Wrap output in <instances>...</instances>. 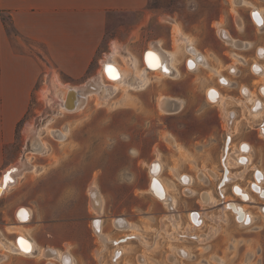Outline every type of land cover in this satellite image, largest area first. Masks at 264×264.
<instances>
[{
    "label": "rangeland",
    "instance_id": "1",
    "mask_svg": "<svg viewBox=\"0 0 264 264\" xmlns=\"http://www.w3.org/2000/svg\"><path fill=\"white\" fill-rule=\"evenodd\" d=\"M252 1L253 5L264 10V0ZM251 8L235 4L233 0H149L144 9L113 13L111 19L119 27L111 29L108 36H118L119 43L104 45L98 59V74H101L102 60L111 52L112 45L118 47L112 56L118 64L127 68L134 60L136 67L140 68L143 66L142 51L157 40L164 49L177 52L176 67L180 75L171 78L160 72H150L149 83L143 88L120 86L102 104L95 96H90L80 112L62 111L53 117L57 111L53 109L52 101L62 97L67 87L80 86L89 79L83 77L75 81L63 73L59 74L45 56L42 80L39 79V87L36 85L40 90L32 93L28 109L16 127L15 140L6 149L7 157L13 158V163L26 157L35 168L16 179V183L1 196L0 205L8 200L16 201L19 206L21 202L30 207L34 205L44 219L35 215L23 228L27 235L41 244H54L58 248H66V244L69 252L77 258L75 264H95L91 251L96 243L90 223L97 215L88 204V185L94 181L104 198V209L100 214V218H104V228L109 229L112 237L132 233L137 239L126 240L121 245L124 255L118 264H138L139 253L145 258L144 264H264V215L259 210V206L264 207V196L260 197L250 188L254 181V167L264 170V137L259 132L260 117L262 120L263 116H252L249 112L251 104L241 102L239 91L240 85H250L253 94L258 95L257 87L260 83L264 85V77L250 73L254 47L234 49L217 34V29L222 27L234 36L250 33L264 43V32L260 33L250 19ZM1 16L7 20L5 14ZM238 17L241 27L236 20ZM172 23L207 56V67L200 66L194 71L185 67L183 60L189 52L187 49L184 52L182 45H177L175 33L173 36L171 32ZM134 27L135 31L131 32ZM237 55L244 57L245 62L241 63ZM230 65L235 66L238 73H230ZM214 71L227 76L232 85H219ZM210 85L218 87L223 94L224 109L234 111L230 126L221 104L205 98V89ZM160 95L178 96L184 103L179 110L165 114L158 108L157 97ZM83 123L95 134L101 133L104 127L108 128V136L105 141H66L90 147L87 157L77 155L75 159H66L63 156L65 144L52 138L45 129ZM30 126L41 130L39 136L48 148L45 153L31 152V137L27 133ZM229 127L231 133L227 134ZM136 133L138 141H128ZM228 135L232 147H229V152L236 149L241 141L251 144V160L246 169L229 166L231 173H242L218 189L223 170L220 159ZM155 160L161 162V177L176 199L173 213L147 189L148 164ZM73 168L76 170L71 171ZM180 173L192 176L188 186L179 183L177 176ZM201 174L207 178L201 180ZM234 182L251 193L253 200L246 206L253 216L252 223H239L230 210L224 212V220L218 219L224 199L239 200L231 192ZM262 185L264 187V182ZM184 187L193 189L194 194L185 195L182 192ZM220 190H223L224 199ZM207 191L217 199L215 202L200 200ZM52 202L60 205V213L59 217L48 219L45 214L52 212ZM191 209L202 215L200 224L195 229L191 228L189 234L210 237L201 240L192 239V236L180 237L190 226L187 216ZM7 213L9 216L12 210ZM170 213L171 218L168 217ZM8 216L6 225L0 229L9 243H13L18 231L10 230L8 226L16 222ZM115 216H124L134 224V229L112 232L111 219L113 221ZM70 221L73 222L72 227L67 225ZM47 223L59 224L49 232ZM218 245H221V250ZM3 246L0 243L1 251H4ZM177 249L187 250L188 256L180 257ZM218 251L222 254L220 259ZM104 254L108 259L110 251L106 250ZM169 254L178 255L177 260L169 261ZM9 257L11 264H26L27 259L42 260L39 256L21 254H10Z\"/></svg>",
    "mask_w": 264,
    "mask_h": 264
},
{
    "label": "crops",
    "instance_id": "2",
    "mask_svg": "<svg viewBox=\"0 0 264 264\" xmlns=\"http://www.w3.org/2000/svg\"><path fill=\"white\" fill-rule=\"evenodd\" d=\"M148 1L149 0H0V180L3 178L5 169L13 164L14 161L13 158L7 157L6 149L15 140L16 127L28 109L32 93L40 90L36 88V85L39 87V79L41 78L42 80L41 76L44 72L43 58L46 56L59 74L63 73L75 81H79L83 77H86V79L92 78L98 74V59L104 45L109 46L111 43H119L118 36H108V33H111V29L119 27L111 19L112 14L118 11H136L144 9ZM249 1L252 3L251 0ZM262 13L264 19V10ZM1 14H5L7 20L3 19ZM172 25L171 32L174 36L175 31L173 28L176 24L172 23ZM262 27H264V22ZM220 28V30H225L230 38H234L238 40L239 43L242 42L243 44L242 46L239 44V48H235L231 45L229 46L235 49H241L247 46L244 40L237 39L233 37L227 29ZM135 29L136 27H134V29L132 28L131 32L135 31ZM241 29L242 28L239 30ZM178 30V36H180V38L181 36L189 38L180 28ZM237 37L249 41L251 46L263 43V40L252 36L250 33L242 37ZM224 43L226 44L225 41ZM151 44L156 45V47L168 54V56L169 53L174 52L177 57L176 51L164 49L160 41L158 42L156 40ZM177 45H182L183 51H186L180 41ZM192 46H194L204 60V64L200 66L207 67V56L193 43ZM189 56L190 53L189 55H185L183 60L184 65L186 58ZM174 66V68H171V73L174 75H169L167 77L177 78L180 75L176 67V61ZM229 68L235 70V66L233 65H230ZM214 73L217 74L218 71H214ZM227 86H230L229 80ZM242 87L247 88L244 85H242L241 88ZM160 96L168 98V102L161 106L158 104V108L160 109L161 107L162 110H166L170 113H172L171 111L179 110L184 103V100L178 96ZM179 100H181V103H179ZM21 203L20 206H26L32 209L30 220L26 223H21L23 228L32 218H35V215L37 217L39 216V219L41 216L44 219V215L38 212L34 205L30 207L27 203ZM18 207V203L16 204L14 200L4 201L0 205V227L6 225L5 220L8 216L7 211L12 210V213L9 214L8 217L10 219H15V210ZM59 213L60 205H54V202H52V212L47 215L45 214V218H57L59 217ZM16 224H18L17 219ZM58 224L59 223H47V231L50 232L54 230ZM72 224L73 222L70 221L67 225L72 227ZM0 234L2 235V239H4V244L8 245L9 240L4 236L3 230L1 229ZM29 238L37 243V252H39L40 248H44L48 252V255L46 257H40L42 260L39 261L27 259L26 264H50L49 260L53 261L55 264H60L55 258L51 257L50 251H53V256H56L58 250L63 251L62 249H59L54 244H41L31 236H29ZM2 239L0 238V240ZM65 246L66 248H64V250L67 249L68 251L66 244ZM218 246L219 250H221V245ZM3 248L4 251L0 250V254H4V257H2V259L0 258V264H11L9 263V256L13 253L4 246ZM8 252L9 254H7ZM221 255V252L218 251L217 257L219 259ZM37 256L39 255L36 254L32 257ZM72 256V260H74L75 264L77 258L74 254H72ZM173 258L171 262L176 260L175 255H173Z\"/></svg>",
    "mask_w": 264,
    "mask_h": 264
},
{
    "label": "bare ground",
    "instance_id": "3",
    "mask_svg": "<svg viewBox=\"0 0 264 264\" xmlns=\"http://www.w3.org/2000/svg\"><path fill=\"white\" fill-rule=\"evenodd\" d=\"M233 1L235 4H238V5L241 4V5L252 6V8L250 9L251 19L253 22L256 23V25H258V28L260 29L262 28L263 22H264L262 8H259L253 5L248 0H233ZM237 16L238 15H236V17ZM236 20H237L238 26L241 27V22H240L239 17ZM177 28H178L177 26H175L174 28L175 39H177L178 42L180 41L181 43H183V46L185 47V49H187V51L190 53V56L186 58L185 60V64L188 68H190V70H194L198 68L200 65H203L204 60L200 56L199 52L196 51L194 46H192V42H190L189 38H187L186 36H183V37L181 36L180 38V36H178L179 28L178 29ZM220 29L221 28H218V34L226 42L227 45H231L235 48H239L240 45L241 46L243 45L242 42L239 43L238 40H235L234 38H230L225 30H220ZM259 48H260V54L263 55L264 48L263 47H259ZM117 50H118V47L116 45H112L111 52L106 54L105 58H103L101 74L93 76L92 78L85 81L80 86L67 87L63 95L61 94L62 97H57L52 101L53 102L52 107L53 109H56L55 111H57L56 113L53 114V117L57 116L59 112L62 113V111L70 113V112H76V111L81 110L84 107L86 100L90 96L91 97L95 96L98 100V103L102 104L108 99L109 96L114 94L118 90V87L120 86H124V88H136V89L143 88L146 84L149 83L148 74L152 71L160 72L164 76L174 75L173 73H171V68L175 67L174 63L176 61V53L174 52L169 53V56H168V54L161 51L158 47H156V45L150 44V46L146 48L141 54V61L143 64L142 67L137 68L136 62L133 60L127 68H124L113 59L114 54L116 53ZM252 70L255 72V74L261 77H264V66L259 64L258 62H254ZM216 75L219 80L222 79V81L224 80L228 84V79L225 76H223L221 73H217ZM261 86H264V85H260V93L264 94L262 92L263 90H261L262 89ZM252 93L253 92H250L247 88L242 87L241 88V94H242L241 102L244 104L246 102L251 103V106H249V112L252 114L253 117H260V116L264 117V111L257 104L259 98L254 97ZM205 94L210 100H213L221 104V107L223 108L222 110L224 111L226 115L227 125L230 126L234 118V112L226 111L224 109L225 101L223 100V97L220 91L216 87L211 86L205 90ZM157 102L159 106H161L162 104H165L166 102H168V98L158 96ZM128 103L130 104L129 101ZM179 103H181V100H179ZM160 109L162 113H165V114L170 113V112H167L166 110H162L161 107ZM262 119H263L262 120L263 122L264 118ZM263 124H261L262 126L261 125L259 126V132L262 138L264 137V125ZM27 128H28L27 133L30 134V137H31V143H32L31 152H35L37 154L45 153L48 150V148L44 144L43 140L40 138L41 135L39 136L40 129H36L33 126H30ZM45 130L46 132L49 133V135L52 138H54L55 140H58V142H61V144H65L64 149H63V156H66L65 157L66 159L68 158L75 159L77 155L81 156V158H85L88 156L89 148H90L88 144H86L83 147H80L77 143L70 144L69 142L71 141L73 142L76 139H80L81 141H87V142L105 141V137L108 136V132H109L108 128L104 127L102 128L101 133H97V134L92 133L85 123L77 124L73 127L49 128L48 131L46 128ZM229 130H230V127L227 129V134H229L228 133L230 132ZM66 141H69V142L66 143ZM128 141H138L137 133L134 135L133 138L129 139ZM229 147H231L230 143L227 146L228 150L226 152L223 149V153L221 154V159H220L224 167L227 169L224 184H226L227 181H230L234 179L235 177H238L242 173L241 171L240 173H237V174L231 173L229 170V166H242L244 169H246V167H248V165L250 164V160H251L250 155H249L250 150H251V144L249 142L241 141L236 147V149L234 148L232 149V152H229V149H230ZM34 168H35L34 165H31L28 162L26 157L21 158L15 163L8 166L4 171L3 178L0 180V196L3 194V192L8 190L12 185L16 183V179L18 177L24 175L25 172L27 173L31 170H34ZM162 168H163L162 164L158 160H155L153 162L151 161L148 164V172L150 176H149V180L147 184V189L153 197H155L157 200L165 204L166 207L170 209L171 213H173L172 206L176 202V199L170 194V191H169L170 186L167 185L166 182L161 177ZM56 170L58 171V169ZM74 170L76 169L73 168L71 171H74ZM255 171L256 173L254 174ZM208 173L212 175V172L210 170ZM223 173H224V168L222 170V176L220 177L219 181L222 179ZM253 174H254V181L250 183V188L252 191L257 193L260 197H262L264 196V187L262 186V182H264V170L254 167ZM177 178H178L179 183L185 186H188L192 181V176L186 173L184 174L180 173L177 176ZM206 178H207L206 175L201 174L200 176L201 180H205ZM231 189H233L232 191H234V193L238 194V199L240 197L242 198V200L239 199L237 201L235 198L224 199L225 195H223V190H220V194L222 196V199H224L223 200L224 203L221 208L222 212L218 216V219L224 220V212L227 210H230L234 214L236 221H238L239 223L244 224V225L252 223L253 216L246 206L248 202H252L253 200L250 191L236 182L232 183ZM182 192L185 195L194 194V190L189 189L188 187H184L182 189ZM88 195H89V199H88L89 207L97 215L92 218L93 223L91 221V224L100 242V247L97 252L101 253L100 251H103L104 249H106L109 243L111 244L113 243L114 245V240H117V239L110 238L106 233L100 230V227H101L100 223L102 221V218H100V214L103 212V209H104V198L98 191L97 185L95 184L94 181H91L88 185ZM200 200L206 203H213L217 199L214 197L212 193L207 191L205 195L201 196ZM227 203L229 204L227 205ZM259 210H260V213L264 215V207L259 206ZM171 213L168 215L169 218H171L172 216ZM15 214H16V219H17L18 224L8 226L10 227L11 231H14V232L18 231V234L15 237V242L5 245L4 242L0 240V243L4 245V247L7 248L13 254H21L25 256H34L38 254L39 257H46L48 255V252L44 248H40L39 252H37L36 251L37 243L31 238H29V236L23 231L24 229L21 223H26L27 221L30 220L31 215H32V209L26 206H19L18 208H16ZM201 215L202 213L200 212H196V214L194 215L193 213L192 215L190 212L188 213V217L191 223H190V226L186 227L184 232L180 234V237L192 236V238H196L198 240L204 239L205 237H210V235L201 236V234L199 235L189 234L191 228L195 229V227L200 224ZM112 222L114 226H116V228L118 229H127V230L132 229L133 230L135 227L134 224H132V222H129L127 219H124L123 217H117V218L115 217ZM173 224L175 225L174 222ZM96 229H98L99 232H97ZM127 235H132L135 238V235L132 233H129ZM114 249L123 250V246H121V244H118L112 250ZM52 252L53 251H50L51 257L55 258V260L60 262V264H72L73 263L72 256L70 253H68L67 249L63 251L58 250V253L56 256H53L54 254H52ZM176 252L179 254L180 257L188 256L187 250L177 249ZM99 253H97V255H100ZM117 256H118V253H117ZM2 257H4V254H0L1 259ZM167 257L169 261H172L174 259L173 254H169V256ZM139 261L140 263L143 262L141 258H139ZM49 263L55 264L51 260H49Z\"/></svg>",
    "mask_w": 264,
    "mask_h": 264
},
{
    "label": "flooded vegetation",
    "instance_id": "4",
    "mask_svg": "<svg viewBox=\"0 0 264 264\" xmlns=\"http://www.w3.org/2000/svg\"><path fill=\"white\" fill-rule=\"evenodd\" d=\"M252 1V0H251ZM253 2V1H252ZM249 17H250V15H249ZM250 19H251V17H250ZM251 21H252V19H251ZM252 23L258 28V25H256V23L255 22H253L252 21ZM243 27V26H242ZM260 29V28H259ZM228 30V29H227ZM229 31V30H228ZM230 32V31H229ZM261 32H264V27H262L261 29H260V33ZM230 34L233 36V37H235V38H237V39H240V40H244L246 43H247V46L246 47H244V48H241V49H239V50H248V49H251V48H255L254 49V53L252 54V61L250 62V73L252 74V75H256V76H258V77H260L259 75H257V74H255V72L252 70V68H253V62L254 61H257L258 63H260V64H263L264 65V54L262 55V54H260V48L259 47H264V43H261L260 45H258V44H254L253 46H251V44H250V42L249 41H247V40H245V39H243V38H239V37H237V36H234V34H232L231 32H230ZM259 48V49H258ZM235 49V48H234ZM189 55V54H188ZM237 57L241 60V63H243V62H245V58L244 57H241L240 55L238 56L237 55ZM186 67V66H185ZM187 68V67H186ZM188 69V68H187ZM229 72L230 73H238V70H237V68L235 67V70H232V69H230L229 68ZM223 76H225V75H223ZM228 80H229V82H230V86L232 85V82L230 81V79L227 77V76H225ZM255 79H257V78H255ZM255 79H253V81L255 80ZM224 81V80H223ZM222 81V79L221 80H218L217 79V83L219 84V85H222V86H227V83L224 81L223 82ZM222 82H223V84H222ZM248 84V83H247ZM260 85H261V83L258 85V87H257V93H258V95H255V94H253L252 93V95L254 96V97H258L259 99H258V102H257V104H258V106H260V108L264 111V94H261L260 93V91H259V89H260ZM211 86V85H210ZM241 86V85H240ZM240 86H239V91H240ZM244 86H246L249 90H250V92H252V88L250 87V85H244ZM207 87H209V86H207ZM206 87V88H207ZM218 88V87H217ZM259 88V89H258ZM261 90H263L262 92L264 93V86H261ZM219 89V88H218ZM206 90V89H205ZM221 93V92H220ZM222 94V93H221ZM241 94V93H240ZM223 95V94H222ZM242 97V96H241ZM205 98L208 100V101H210V102H212V103H217V102H215V101H213V100H210L207 96H206V94H205ZM260 102V103H259ZM250 103V102H249ZM251 104V103H250ZM251 106V105H250ZM230 111V110H229ZM234 112V111H233ZM264 118V117H263ZM263 120V119H262ZM261 120V117H260V122H259V126L261 125V124H263L264 123V121L263 122H261L262 121ZM231 124H232V122H231ZM264 125V124H263ZM262 126V125H261ZM225 142H224V151L226 152L228 149H227V146H228V144L231 142V137L228 135L227 136V138L224 140ZM223 168H224V173H223V177H222V179L219 181V183H218V189L219 188H221V187H224V180H225V176H226V173H227V169L224 167V165H223ZM256 173V171L254 172V174ZM263 186V185H262ZM234 188V187H233ZM233 189H231V192H232V194L234 195V196H238V194H236V193H234V191H232ZM220 196V195H219ZM237 196H236V198H237ZM239 199L240 200H242V198H240L239 197ZM230 203V202H229ZM228 203V204H229ZM192 210V209H191ZM195 210V209H194ZM196 212L197 211H191L190 213H191V215H192V213H193V215L194 214H196ZM115 217H123L124 219H126L124 216H115ZM187 219H188V216H187ZM95 220V219H94ZM128 220V219H127ZM179 220H180V216H179ZM178 220V221H179ZM103 222V223H102ZM188 222H189V219H188ZM203 222H204V220H203ZM92 223H93V219H92ZM104 225H105V223H104V218H102V221H101V223H100V230H102L104 233H106V234H108V235H110V237L111 238H118L117 240H114V245H113V243L111 244V243H109L108 244V246H107V248L106 249H104L103 251H100L101 253H99V252H97L98 251V249H99V247H100V244L99 245H97V242L98 243H100L99 242V240H98V237H97V235H96V233L94 232V230H93V228H92V224L90 223V229H91V231H92V236L94 237V241H95V243H96V245L92 248V251H91V254H92V258H93V260H94V263L95 264H118L121 260H123V255H124V250H122V249H114V250H112L115 246H117L118 244H125V241L126 240H137V239H135L132 235H126V234H128V233H122V234H119V236H117V237H112V234L110 233V231H109V229H105L104 228ZM111 226H112V232H114V231H122V230H126V229H118V228H116V226H114V224H113V222H112V219H111ZM182 231V230H181ZM130 236V237H129ZM183 240L184 239H186V238H182ZM188 239H191V238H188ZM193 239V238H192ZM118 243H117V242ZM110 246V247H109ZM59 249H62V250H64V248H59ZM106 250L107 251H110V254L109 255H107V257H108V259H106V256H105V252H106ZM118 251V252H117ZM120 251H122V252H120ZM68 252H69V249H68ZM95 252H97V253H99L100 255H97V253H95ZM114 252V253H113ZM70 254H71V256H72V253L71 252H69ZM116 253V254H115ZM117 253H118V256H117ZM97 255V256H96ZM112 255L116 258V260L115 261H112L111 259H112ZM175 255V254H174ZM102 256V257H101ZM99 257V258H98ZM137 257H139V258H141L142 260H143V262L142 263H140L139 262V260H138V264H144L145 263V258L144 257H141V254L139 253L138 254V256ZM175 257H176V260H177V258H178V255H175ZM72 259H73V256H72ZM138 259V258H137ZM109 260V261H108ZM101 262V263H100ZM72 264H74V260H73V263Z\"/></svg>",
    "mask_w": 264,
    "mask_h": 264
},
{
    "label": "built area",
    "instance_id": "5",
    "mask_svg": "<svg viewBox=\"0 0 264 264\" xmlns=\"http://www.w3.org/2000/svg\"><path fill=\"white\" fill-rule=\"evenodd\" d=\"M15 222H16V217H15ZM96 231H97V232H99V230H98V229H96ZM112 260H113V261H115V260H116V258H115L114 256H112Z\"/></svg>",
    "mask_w": 264,
    "mask_h": 264
}]
</instances>
